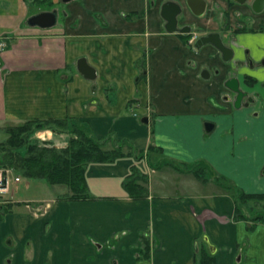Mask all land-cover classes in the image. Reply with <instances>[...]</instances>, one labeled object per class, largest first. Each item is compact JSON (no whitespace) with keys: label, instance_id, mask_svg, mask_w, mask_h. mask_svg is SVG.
Wrapping results in <instances>:
<instances>
[{"label":"crops","instance_id":"0c3cea01","mask_svg":"<svg viewBox=\"0 0 264 264\" xmlns=\"http://www.w3.org/2000/svg\"><path fill=\"white\" fill-rule=\"evenodd\" d=\"M37 2L0 0V129L64 119L133 154L88 163L87 199L0 197V211L10 207L0 219V264H264V222L252 219L264 199L239 202L241 191L264 194V85L245 80L264 82V34L227 39L234 54L225 62L215 47L193 51L167 32L160 0ZM51 9L55 25L27 23ZM80 57L94 78L78 71ZM230 76L259 92L256 104L234 107ZM51 125L43 140L63 136ZM195 163L207 166V181L189 171ZM132 166L146 175L143 197L124 187Z\"/></svg>","mask_w":264,"mask_h":264},{"label":"trees","instance_id":"16d2710c","mask_svg":"<svg viewBox=\"0 0 264 264\" xmlns=\"http://www.w3.org/2000/svg\"><path fill=\"white\" fill-rule=\"evenodd\" d=\"M65 127L67 122L64 119H52L45 121L27 120L21 125L8 127L6 132L9 137L6 142L0 143L4 148H9L3 156L8 160V164L13 169L21 171L22 175L28 178H43L50 184H66L70 189L69 198L87 199L90 194L85 178L86 166L90 162H109L122 156H130L131 151H125L122 143L112 144L110 148H105V140H99L88 135L84 130L73 125L76 137H71L68 145L64 148L55 146L39 145L31 143L25 138L26 133H31L43 127ZM25 146V154L15 152L16 149ZM127 148L132 149L131 145ZM152 150L153 146H149ZM1 166V165H0ZM207 166L201 163H195L189 168L197 178L207 181L210 175L207 173ZM140 173L136 166L131 167L129 179L124 183L125 189L132 197H143L147 194V187L139 184L138 176ZM217 180L226 182L224 177L215 176ZM142 181L146 182L143 176ZM239 199L247 201L248 199H264V194H253L239 192ZM9 204H5L0 211V219L3 213L9 210ZM236 218L248 219L242 214L241 209L236 208ZM250 219V218H249ZM254 221L264 222V210L252 217ZM148 242L146 241V253L148 252Z\"/></svg>","mask_w":264,"mask_h":264},{"label":"flooded vegetation","instance_id":"af4514ba","mask_svg":"<svg viewBox=\"0 0 264 264\" xmlns=\"http://www.w3.org/2000/svg\"><path fill=\"white\" fill-rule=\"evenodd\" d=\"M32 1L37 2L38 0ZM155 1L156 0H151L152 3ZM187 1L188 0H160L159 12L164 20V29L169 32L166 29L167 21L162 16L163 6L165 4H169V8L176 7L175 5L179 6V13L176 15V30L169 33L182 35L184 45L190 50L198 51L205 46H213L221 53L222 60L230 62L233 58L234 50L227 39H231L232 41V39L238 34H264V21H262L261 18L264 15V0H221V4L217 2V0H202L204 2V9L200 15L196 14L194 10L189 7ZM202 17V22L198 23L195 20ZM215 33L218 34L222 43L229 48L230 57L228 59H225L222 51L213 45L212 42L203 43L201 46L196 45V42L201 37ZM259 61L261 64H264V57ZM246 62H248L250 66H254V61L251 58H246ZM230 78L236 77L230 76L227 78L224 82V86L227 89V93H230L233 96V101H235L236 92L233 91L227 83ZM245 80L251 87H255L258 83L257 79L247 75H245ZM236 82L238 88L245 93V96H243L242 99V104H256V97L259 96V92L256 91L255 94L250 93L240 87L237 78ZM262 83L264 82L259 83L261 87L264 85ZM254 114L258 115L259 109L254 110ZM146 241L147 240L145 239L143 240L144 248L146 247ZM147 242L150 246L149 241Z\"/></svg>","mask_w":264,"mask_h":264},{"label":"rangeland","instance_id":"374dc122","mask_svg":"<svg viewBox=\"0 0 264 264\" xmlns=\"http://www.w3.org/2000/svg\"><path fill=\"white\" fill-rule=\"evenodd\" d=\"M40 6V5H38ZM255 88L258 90H261L262 87L260 84L255 85ZM73 125H67L63 127H57L60 129L59 133H62L63 136L59 137V134L56 136L55 139H50L48 141L43 140L45 137V134L48 132L50 134V131L52 130L51 127L44 129H37L33 132L26 133L24 136L27 138L31 143H37L39 145H47V146H55L56 148H64L65 146L68 145V141L70 140L71 137H76V132L74 131ZM58 131V130H57ZM46 132V133H45ZM9 137V133H7L5 130L0 129V143H4L7 141ZM105 148H110L114 141L108 140L105 142ZM154 149V148H153ZM9 148H4L3 146L0 145V168H7L9 171H12L14 176H18V181L15 180L14 178L11 180V185L9 187V194H6L7 196H11L14 200H23V199H30L31 197L38 198V197H44L45 199H49L50 197L53 196H58L62 195L63 193H71L69 187L66 184H50L48 183L45 179L43 178H36L32 182V186L26 185L27 183H30V180L27 178H24L25 176L22 175L21 171L18 169H13L10 167L8 164V160H4L3 156L8 151ZM125 151H131L133 149H129L127 147H124ZM15 152L25 154V146L22 148L16 149ZM139 176V184L141 186H146V182L142 181L143 176L146 177L145 174L138 173ZM21 176V178H20ZM21 179V181H20ZM8 200V199H6ZM10 200V197H9ZM10 202V201H9ZM52 203L50 200L47 201H40L37 202L34 207L36 209L34 212L36 214H44V212L49 208L50 203ZM241 206L243 204V201H239ZM258 209H262V207H258Z\"/></svg>","mask_w":264,"mask_h":264},{"label":"water","instance_id":"95a60500","mask_svg":"<svg viewBox=\"0 0 264 264\" xmlns=\"http://www.w3.org/2000/svg\"><path fill=\"white\" fill-rule=\"evenodd\" d=\"M189 7L194 10V12L198 15H200L204 9V2L202 0H188L187 1ZM169 4H165L163 6L162 10V16L166 19V29L169 32H173L176 30L175 24H176V15L179 13V6L175 5L176 7L169 8ZM167 10V11H166ZM57 21V11L56 9L53 10H45L41 11L35 14H32L28 17L27 23L31 26H39V27H51L56 24ZM212 42L213 45H215L220 51H222L225 59H228L230 57V50L228 47H226L221 39L218 37V34H210L207 36H203L196 42L197 46H201L203 43ZM77 69L78 71L83 74L85 77L92 79L95 76V69L87 63L86 58L80 57L77 60ZM204 72H206V69L203 70L202 76H204ZM227 83L229 84V87L236 92V97L234 101L235 107H240L242 104L243 96H245V93H243L237 86L236 78H230ZM148 120L147 117H143L142 121L146 122ZM213 127V124L211 122L205 123V128L207 131H210Z\"/></svg>","mask_w":264,"mask_h":264},{"label":"built area","instance_id":"2783aa9c","mask_svg":"<svg viewBox=\"0 0 264 264\" xmlns=\"http://www.w3.org/2000/svg\"><path fill=\"white\" fill-rule=\"evenodd\" d=\"M6 46V42L3 38H0V51ZM18 181V176H14L12 171L7 168H0V194H6L9 192V187L12 179Z\"/></svg>","mask_w":264,"mask_h":264}]
</instances>
